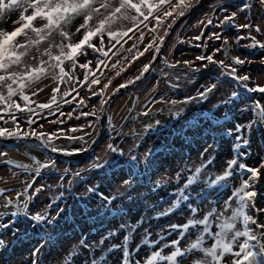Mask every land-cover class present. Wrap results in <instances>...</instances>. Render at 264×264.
Returning a JSON list of instances; mask_svg holds the SVG:
<instances>
[{"label": "rangeland", "instance_id": "1", "mask_svg": "<svg viewBox=\"0 0 264 264\" xmlns=\"http://www.w3.org/2000/svg\"><path fill=\"white\" fill-rule=\"evenodd\" d=\"M111 2L118 5V0H111ZM192 2L194 7L195 0ZM245 2L253 6L240 12L239 9ZM217 4L218 0H200L195 10L178 22L162 51L161 58L156 62L150 75L144 80L128 85L123 91L116 94L107 107L100 128L97 126L96 117L101 112L102 99L106 100L118 85L129 79H134L143 66L149 64L162 41L161 38L164 37L166 25L177 17V12H173L169 17H164L161 14V22L150 17L149 21L140 23L143 17L131 21L124 19L123 13L112 15L111 8L106 12L102 8L101 12L109 18L110 30L114 34H120L119 42L117 39L110 40L107 33H104L102 37L92 38V43L96 45V48L103 47V51L108 53L107 56L85 46L86 54L78 56L77 66L71 70L70 79L68 76L60 74L58 68L53 69L50 66L51 61L48 65H42L49 75L43 76L24 90L25 95L29 97L28 107L35 109L32 119L37 123L32 127L38 132L45 133L55 132L58 128H62L66 135L83 136L84 141H87L88 144L94 137H97V144L86 160L81 163L61 160L48 155L44 149L36 147L34 141H14L7 145H0V151L8 154L6 159L27 164L33 169L35 164L32 157L41 163L46 162L48 158L56 161L55 168L42 169L39 176H36L34 171L28 173L16 168L10 169L9 165L0 163V189H4V195L0 196V223H8L17 219L13 228L0 229V239L5 241V246L0 248V264H31V252L40 244H44V247L38 255L39 264H84L85 260L91 264L92 257L87 249L81 247V240L89 246H94V255L97 260L101 256H105L103 264H121L122 247L112 252H108V249L114 244L122 245L124 237L132 231L131 226L133 225L137 227L135 232H132L128 243L129 251L133 253L130 264H135L136 260H139L140 264H144L152 251H159L165 242L176 239L178 233L168 235L167 226L170 224L182 225L190 218L187 205L183 203L178 210L170 215L159 219L154 217L157 212H162L171 206L176 197L170 193L181 188L188 176L193 174L187 169L194 170L202 163L201 153H204L205 149L207 152L204 160L211 158L212 164L202 170L198 182L189 189L192 197L189 203L200 209L196 218H202L207 211L211 210V202L220 201L216 207L218 211L222 210L221 204L230 195L231 189L238 187L240 179L246 178L247 174L237 171L227 182V185L215 189H209L204 184L205 180L214 179L227 167V162L234 157H239L241 153L247 155L240 157L238 162L249 167H259L264 162V125H254L251 131L246 130L244 135L249 140V144L246 148L235 152L233 151L235 137L223 134L225 130L234 128L236 124L246 126L254 118L258 119L248 106L253 100H261L264 103L261 94H248L241 90L240 97L231 105L213 109V105L229 95L234 88V83L231 80L221 78L217 83V90L208 100L202 104L195 102L189 104L184 114L179 118H174L173 113L183 108V104L172 107L163 102L152 103L151 101L153 94L162 87L169 89L168 100L180 101L188 96H195L197 89H201L202 85L219 81V70L214 65H209L207 69L199 72H191L189 66L184 64L185 61H188L192 62L191 67H199L202 62L196 60L198 55H211L214 49L221 47L223 40L208 39V36L214 32L221 33L222 37L227 39L230 49L229 56L248 57L253 60L252 64H245L240 69L241 74L251 77L250 86L256 84L264 86V64L260 63L261 58H264V49L245 47V45L251 44L250 39L241 40L239 45L236 42L238 36H247L249 30H238L229 26L215 27L224 16L236 12L235 23L252 24L251 35L264 42V6L259 4V0H219V6H216ZM224 9H227V12ZM128 15L134 16L136 13L129 11ZM17 18L18 13H14L0 19V29L11 31L13 29L12 22ZM207 19H212L213 24L204 27L201 21L206 24ZM81 22L82 20L78 18L73 22L69 31L75 32ZM95 23H98V20ZM256 27L261 28L259 33L255 31ZM196 36H201V40H195ZM53 38L56 43L63 40L56 33H53ZM79 38L80 34L77 33L72 39L75 42ZM101 38L104 42L103 45L100 43ZM149 44L151 47L145 51V46ZM197 45L206 46L197 47ZM39 47L43 50L45 45L42 43ZM129 49L132 51L129 52ZM52 52L57 55L59 49L53 48ZM140 52H143V55H139ZM33 55L37 56L36 60L31 59ZM24 59L36 65L39 59L47 60L49 58L39 56L36 46H31ZM214 59L225 60L226 58L221 52L216 53ZM89 61L91 64L88 69L79 67L80 64ZM99 61H103V63L97 68L96 65ZM226 63H231V59H226ZM65 64L70 65V62L65 59ZM113 64H116L115 68L112 67ZM173 64L177 66L175 68L167 66ZM67 71L69 68H66ZM117 71L120 72L119 76L116 75ZM85 72L88 73L89 79L99 77V83L92 85L91 89L87 85L81 87ZM54 74L55 79L53 78ZM104 74H108V77L105 78ZM109 79H111V83H109ZM104 84H108L107 89H104ZM174 85L175 87H173ZM73 88L76 91H73ZM53 89H58L55 93L57 101L63 97L64 100H71L72 103H63V106L57 109L56 114L50 116L47 109L41 111L37 106L49 103L54 94ZM93 90L96 93H101L103 90V95H92ZM65 93H70V95L65 96ZM12 99L22 107L25 106L24 101L20 98L14 96ZM81 99L85 101V104H80ZM78 104L79 108L76 107ZM1 107L3 108L2 104H0ZM52 107L57 108V105L53 104ZM149 110L150 115H140L141 112ZM209 110L214 111L215 117L220 119L221 125H216L212 114L208 112ZM61 112L63 115L60 114ZM69 112H71V118L68 116ZM82 112H89L92 115L85 117L81 115ZM16 115L22 114L16 113ZM42 116H46L47 119H42ZM77 116H80V119H76ZM49 120H57V123H49ZM60 121L64 123L61 124ZM157 121H159L158 125ZM193 121L198 122L196 127L192 126ZM149 124L155 125V127L153 130L145 132V127ZM39 125H43V127H39ZM21 127L26 129L27 125L21 121ZM69 128H77L78 131L68 133L67 129ZM205 129L208 131L204 132ZM54 140L56 144L67 146L69 150L83 146L79 141L69 144V141L63 136L59 139L54 138ZM109 144L118 146L126 154L131 149L132 154H138L141 160L150 148H156L157 151L149 158V164L141 163L133 168L134 175L131 177V183L125 185L122 181L128 178L127 169L130 164L127 162L119 164L116 169V173L119 174L109 171L108 163H116L117 160L122 159L114 158L115 154L107 151ZM97 158L100 162L108 159L104 169H91V164L96 162ZM65 169H69L67 174H65ZM77 171L82 173L83 179L73 175ZM178 172L181 173L179 180L176 176ZM33 177L35 178L33 187L28 190V194L31 195L36 188L43 190L36 194L29 204L28 211L32 214L48 211L51 216L55 215L57 207L64 208L65 212L57 226H53L54 228L52 226L45 228L43 225L33 228L30 222L23 217L13 218L10 215L17 206L24 202V197L17 196V193H22L26 184L33 181ZM62 177L63 179H61ZM69 180L72 181L71 192L68 191ZM61 184H63V188L60 186ZM157 184H160L161 187L156 188ZM97 185L99 187L95 192L87 193L88 187ZM255 190L257 192L256 206L264 208V169H261L260 179L256 183ZM201 191L207 194V199L203 202L197 195ZM61 192L64 193L63 199L56 200ZM100 192L107 197L116 196L117 198L113 200L110 207L105 208V202L99 198ZM5 197L12 199L14 204L4 207ZM54 200L53 207L48 209L47 206ZM85 206L90 210H84ZM82 210L87 212L86 215L91 217V221L86 218ZM81 212L82 214H80ZM251 214L256 216L254 211ZM257 218L261 223H264V215ZM121 225L129 227L121 228ZM14 228H19L21 232L27 229V236L21 235L17 239L13 235ZM145 230L151 233L150 241L159 240L160 243L151 248L143 244ZM111 232H115L116 235L105 239L101 245V239ZM161 236L164 237L163 240L160 239ZM191 238H195L194 234ZM188 239V236L184 238L181 242L182 247L187 245ZM172 250L171 248L164 249L162 255L170 254ZM72 252H76L77 255L72 257L69 262L68 258ZM183 259L185 264H190L189 258ZM153 264H170V262L156 259Z\"/></svg>", "mask_w": 264, "mask_h": 264}, {"label": "snow or ice", "instance_id": "2", "mask_svg": "<svg viewBox=\"0 0 264 264\" xmlns=\"http://www.w3.org/2000/svg\"><path fill=\"white\" fill-rule=\"evenodd\" d=\"M196 4L200 3V0H195ZM259 4L264 6V0H259ZM219 6V0L218 4ZM252 4L245 2L239 9L240 12H244L252 7ZM193 7L192 0H118V5L113 4L111 0H0V19L9 17L14 13H18L17 20L13 21V29L11 31L0 29V90H6L7 95H4L3 91H0V104L3 105V108H0V139L4 140H16V141H25L29 138H35L36 147L42 148L50 153H56L66 156H72L80 154L84 151H88L90 144L87 141H84L83 136H71L66 135L62 128H58L55 132H38L32 126L37 123V121L32 119V113L35 112V109L28 107L29 97L25 95L24 88L28 84L36 79L40 78V75L46 73V69L42 65H48L49 61L52 63L50 66L53 69L58 68L60 74L68 76L71 78V70L75 69L77 66V58L81 54H86L84 47L92 48L94 51H99L101 55L107 56L108 53L103 51V47L96 48V45L92 43L93 37H102L104 33L108 34L109 39H117L119 42V33H113L110 30L109 18L105 13L101 12L103 8L105 12L111 8L112 15L116 13H123V18L131 21H136L138 17H143L140 23L144 21H149L150 17L156 19L157 22L160 21L161 14L164 17L172 16L173 12H177V16H184L185 13ZM129 11L136 13L134 16L128 15ZM227 12V9H224ZM236 12H232L229 15L224 16L222 20L215 27L219 28L221 26L235 27L239 29L249 30L247 36H238L236 42L239 45L241 40L250 39L251 44L245 45L248 48L264 49V42H261L256 38V36L251 35V29L253 27L250 23L236 24L235 17ZM103 17V18H100ZM78 18L82 20L76 27L75 32H70L73 22ZM98 20V23L95 21ZM176 20L173 19L171 23H168L165 28V35H168L167 29H170ZM201 24H204V27L211 26L213 24L212 19H207V23L201 21ZM147 27V24H145ZM130 30V29H129ZM255 31L259 33L261 31L260 27H256ZM53 33L58 34L63 40L60 43H56L53 38ZM79 33L80 38L78 41H73V37ZM126 35V33H125ZM203 32L201 33V36ZM201 36L194 37L195 40H201ZM209 40H223L221 47L214 49L211 55H198L196 60L201 61L199 67H191L192 62L185 61L184 64L189 66L191 72H199L203 69H207L209 65H214L219 70V81L212 82L207 85H202L201 89H197L195 96H188L183 100H168L161 98L160 102H163L167 105L175 107L177 104H183L184 107L179 111L173 113L174 118H179L184 114L187 106L193 102L197 104H202L208 98L215 93L217 90V83L220 82L221 78H227L234 83V88L229 95L224 97L219 101V103L213 105V109H220L223 106L231 105L236 99L240 97V91L247 92L248 94H261L264 98V86L256 84L250 86L249 81L251 77L247 74H241L240 69L245 64H252L253 60L250 58H240L239 56H229L230 49L228 47V41L226 38L222 37V34L219 32H214L208 36ZM163 40V38H161ZM44 44L45 47L43 50L40 49V45ZM101 45H103V39L100 40ZM30 46H36L37 53L39 56H47L49 59H39L36 65H33L29 60L24 59L28 55V50ZM206 46V45H197V47ZM114 47V45H113ZM135 47V45H133ZM151 45L145 46V51H147ZM53 48L59 49V54L54 55L52 52ZM129 52L132 49L128 50ZM157 54L159 53V47L156 49ZM223 53L226 59H231V63H226L225 60L214 59L216 53ZM139 55H143V52H140ZM32 60H36L37 56L33 55ZM65 59L70 62V65L65 64ZM155 60V56L153 57ZM207 63H204V62ZM103 61H99L96 65L99 68L100 64ZM120 63V61H117ZM261 64H264V58L260 60ZM91 61L80 64L79 67L82 69H88ZM165 64L167 62L165 61ZM168 67L175 68L177 65H167ZM113 68L116 67V64L112 65ZM66 68H69V71L66 72ZM152 65L146 64L143 66V69L140 73L134 78L129 79L125 83H121L114 90L113 94L119 92L120 89L126 88L130 84H134L136 81L141 80L145 77L146 73L151 71ZM103 74V73H102ZM117 76L120 75V72L117 71ZM167 75V73H164ZM55 79V74L53 75ZM99 83V77L94 79H89L88 73L85 72L84 81L81 82V87H87L91 89L92 85ZM111 83V79H109ZM16 87H13V86ZM175 87V85L173 86ZM108 88V84H104V89ZM58 89H53V95L49 103L39 104L37 107L43 111L44 109L48 110V115H55L57 109L63 106V103L71 104V100H64L61 97L60 101H57V96L55 93ZM73 91H76L73 88ZM65 96L70 95V93H65ZM92 95H103V90L101 93H96L92 91ZM14 96H19V98L24 101V107L17 103L12 98ZM110 97L108 100L102 99L101 110H103V104L109 103ZM56 104L57 108H53L52 105ZM80 104H85V101L81 99ZM79 104L76 106L79 108ZM250 110L255 114L258 119L254 118L249 122L248 125L236 124L234 128H230L224 131V135L229 137H235V142L233 144V151H238L241 148H246L249 144V140L245 137V131H251V128L254 125H264V103L261 100H253L252 103L248 106ZM75 110V109H73ZM247 110V109H246ZM209 113L212 114V118L215 119L216 125L220 124V119L215 117L214 111L209 110ZM16 113H21L22 115L17 116ZM63 115V113H60ZM81 115L89 116L92 113L82 112ZM142 116L150 115L149 111H143L140 113ZM69 118H71V112L68 113ZM42 119H47L46 116H42ZM76 119H80V116H77ZM100 119L99 116L96 117V122ZM21 121H23L27 128L21 127ZM49 123L55 124L57 120H49ZM63 124V121H60ZM159 124V121L156 122ZM10 125V126H5ZM198 125L197 121L192 122V126L196 127ZM91 126V122H90ZM43 127V125H39ZM155 125L149 124L145 127V132L153 130ZM77 128L67 129L68 133L77 132ZM208 129H205L204 132H207ZM63 136L64 139L69 141V144L75 143L77 141L81 142L83 145L81 148H74L69 150L67 146H61L55 143L54 138L59 139ZM95 141H92L94 143ZM139 146V145H136ZM108 152L115 154L114 158H122L117 160L116 163H108V170L116 173V169L119 164L129 163L130 167L128 170V178L122 181L123 184L128 185L131 183V177L134 175L133 168L143 163L149 164V158L154 152L157 151L156 148H150L144 155L143 160L139 158L138 154H132V150H129V153H125L118 146L114 144L108 145ZM201 153L202 163L195 167V169H187L193 174L188 176L186 182L183 186L177 189L175 192L170 193L176 198L172 202L171 206L165 209L162 212H157L155 214V219H159L163 216L172 214L175 210H178L181 207V204H186L190 212V218L184 224H170L167 226V234L172 235V233H178L176 239L171 240L170 242H165L159 251H152L151 254L144 261V264H153V261L159 259L160 261L170 262V264H185L183 258H189L190 264H264V223H261L257 218L260 215H264V208H259L256 206V196L257 192L255 190L256 183L260 179L261 169H264V162H262L259 167H249L244 163H239L240 157H245L246 153H241L239 157H234L232 160L227 162V167L223 170L222 173L215 176L214 179L205 180L204 184L207 185L209 189H215L217 187L227 185V182L233 177L234 173L245 172L246 178L240 179V184L238 187L231 189L230 195L222 202L221 209L217 210L216 204L220 201L211 202L212 207L210 211H207L202 218H196L200 209L198 206H194L192 203H189L191 200V194L189 189L191 186L198 182L200 173L204 168H207L208 165L212 164V159L209 158L204 160L205 153ZM7 153L0 151V163L9 165L11 168L20 169L24 172L32 173L35 172L36 176L41 174L42 169L55 168L56 161L48 158L44 163L36 160L35 157H32L35 164L33 169L31 166L23 163H19L13 160L6 159ZM108 159H105L103 162H100L99 158L96 159V162L91 164V169L101 170L105 168V163ZM69 169H65V174H67ZM16 175V173H13ZM74 176L80 177L83 179V175L80 171L73 173ZM177 180H179L181 173H177ZM33 181L26 184L22 193H17V196H23L24 202L16 207L15 211L11 212V217L19 218L23 217L24 219L30 222V225L35 228L37 226L43 225L45 228L48 226H57L58 221L62 218L65 209L62 207H57L55 215L49 216L48 211L37 212L32 214L28 211L29 204L35 198L36 194L41 192L42 188H36L35 191L29 195L28 190L33 187ZM63 179V177L61 178ZM68 191L72 190V181H68ZM63 188V184L60 185ZM99 186L88 187L87 193H93L97 190ZM161 187L160 184L156 185V188ZM155 191V189H153ZM4 195V189H0V196ZM122 195V194H121ZM203 202L207 199V194L203 191L197 194ZM64 193L61 192L56 200H62ZM79 198V197H77ZM99 198L104 201V207L108 208L111 206L113 200L117 197H107L102 192L99 193ZM129 199H131L129 197ZM234 202V204H233ZM55 200L50 203L47 207L51 209ZM14 204L12 199L5 197L4 207ZM235 205V206H234ZM254 211L256 216L254 217L251 212ZM17 223V219H13L8 223H0V229L13 228L14 224ZM240 225V226H238ZM254 226V227H253ZM128 225H121V228H128ZM135 225L131 226L132 231L124 237L122 245H111L108 249V252L118 250L122 247V260L121 264H130V258L133 253L129 251L128 243L131 238L132 232L136 230ZM54 228V227H53ZM215 229V230H214ZM191 230V231H190ZM194 234L195 238L192 239L191 236ZM13 235L17 239L21 235L27 236V229L23 232L19 228L13 229ZM115 232H111L108 236L101 239L100 244L104 243L105 239H109L112 236H115ZM151 233L145 230V237L142 241L143 244L148 247H153L156 244H159L160 241H150L149 237ZM188 236L187 245L182 247L181 242L184 238ZM161 240L164 239L163 236L160 237ZM211 242L210 244L208 242ZM81 247L88 250L91 259V264H103L105 256H101L99 260L95 258L94 255V246H89L85 244L83 240L80 242ZM5 246V241L0 239V248ZM44 244H40L35 247L31 252V264H39L38 255L41 253ZM171 248L173 249L170 254L162 255L164 249ZM77 255L76 252H72L69 255V262L72 257ZM84 264H89L88 260L84 261ZM135 264H140L139 260L135 261Z\"/></svg>", "mask_w": 264, "mask_h": 264}, {"label": "water", "instance_id": "3", "mask_svg": "<svg viewBox=\"0 0 264 264\" xmlns=\"http://www.w3.org/2000/svg\"><path fill=\"white\" fill-rule=\"evenodd\" d=\"M197 5H198V4H196L192 9L188 10V11L185 13L184 16H177V17L175 18V20H176L175 24H173V26H172L170 29H167L168 35H165V34H164L163 40H162V41L160 42V44L158 45V47H159V53L157 54V52L155 51V54H154V56H155V60H153V58H152V60L149 62V64L152 65L151 71H150L149 73H146V74H145V77H143L141 80L146 79V78L150 75V73L152 72V70H153V68H154V66H155V64H156V62L161 58L162 51H163L164 47L166 46V44H167V42H168V39H169L171 33L173 32L175 26L178 24L179 21H181L182 19H184V18H186L188 15H190V14H191V13L197 8ZM154 56H153V57H154ZM141 80H139V81H141ZM136 82H137V81H136ZM124 89H125V88L120 89L119 92L123 91ZM119 92H116L115 94L112 93V94L109 96V97H110V102H111L112 99L116 96V94L119 93ZM109 97H108L106 100H108ZM110 102H109V103H110ZM109 103H105V104H104V106H103V110H101V112H100V114H99L100 119H99L98 122H96L98 128H100V125H101L103 119L105 118V113H106V110H107V107H108ZM14 141H16V140H4V139H0V145H7V144H10V143H12V142H14ZM27 141H34V142H36V141H35V138H29ZM92 141H95V142L92 143ZM36 143H37V142H36ZM89 144H90V148H89L88 151H84V152H82V153H80V154L72 155V156H66V155H61V154H56V153H50V152H48V151H46V150H44V151H45L48 155H51V156L56 157V158L61 159V160H67V161H72V162L81 163V162H83V161L86 160V157L89 155V153H91L92 149L96 146V144H97V137H94V138L89 142Z\"/></svg>", "mask_w": 264, "mask_h": 264}, {"label": "built area", "instance_id": "4", "mask_svg": "<svg viewBox=\"0 0 264 264\" xmlns=\"http://www.w3.org/2000/svg\"><path fill=\"white\" fill-rule=\"evenodd\" d=\"M105 78L108 77V74L103 75ZM169 89L167 87H162L159 91L155 92L151 98L152 103L160 102L161 98L167 99L169 97Z\"/></svg>", "mask_w": 264, "mask_h": 264}, {"label": "trees", "instance_id": "5", "mask_svg": "<svg viewBox=\"0 0 264 264\" xmlns=\"http://www.w3.org/2000/svg\"><path fill=\"white\" fill-rule=\"evenodd\" d=\"M30 49H31V46H30L29 50H30ZM29 50H28V51H29ZM45 75H49V74L44 73V74L40 75V78H42V77L45 76ZM40 78H39V79H40ZM39 79H36V80L31 81V82L28 84V86H30L31 84H34V83H35L36 81H38ZM28 86L25 87L24 90H25L26 88H28ZM13 87H16V86L14 85ZM0 91H3V92H4V95H7L6 90H0ZM15 97H18V98H19V96H15ZM156 103H157V102H156ZM1 108H2V107H1ZM84 210L87 211V210H90V208H88V207L85 206ZM84 210H82V212H84L85 215H86L87 212H85ZM82 212H81L80 214H82ZM86 218H88V220L91 221V217H90V216H87V215H86Z\"/></svg>", "mask_w": 264, "mask_h": 264}, {"label": "crops", "instance_id": "6", "mask_svg": "<svg viewBox=\"0 0 264 264\" xmlns=\"http://www.w3.org/2000/svg\"><path fill=\"white\" fill-rule=\"evenodd\" d=\"M161 86H162V85H161ZM161 86H160V87H161ZM160 87H159V88H160ZM159 88H158V89H159Z\"/></svg>", "mask_w": 264, "mask_h": 264}]
</instances>
